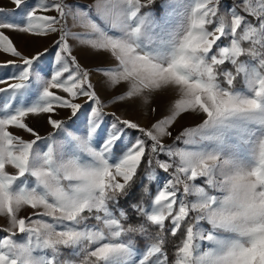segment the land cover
<instances>
[{
  "label": "rangeland",
  "instance_id": "1",
  "mask_svg": "<svg viewBox=\"0 0 264 264\" xmlns=\"http://www.w3.org/2000/svg\"><path fill=\"white\" fill-rule=\"evenodd\" d=\"M145 154L177 264H264V0H0V264H167L109 209Z\"/></svg>",
  "mask_w": 264,
  "mask_h": 264
},
{
  "label": "trees",
  "instance_id": "2",
  "mask_svg": "<svg viewBox=\"0 0 264 264\" xmlns=\"http://www.w3.org/2000/svg\"><path fill=\"white\" fill-rule=\"evenodd\" d=\"M227 66L228 63L224 64V67ZM217 81H220V84L227 89H232L234 86L235 89L242 90L244 87L241 75L234 76L231 85L221 76L217 78ZM122 125L132 134L142 133L140 130L126 125V123H122ZM142 137L145 142L150 143L151 140L147 135L142 133ZM152 145L155 146L156 144L153 142ZM161 156H158L159 159L165 158L163 155ZM156 161L155 158L150 159L148 154L144 155L132 179L123 186V190L115 194L113 201L109 202V209L119 219V240L131 250L134 256L142 259L145 254H149L146 249L150 244H158L166 254L167 264H177V254L185 239L187 225L191 224L196 214H192V218L184 219L174 233L171 232V226L170 228L168 226L163 228L162 225L151 222L147 216V211L153 202L156 185L154 181L143 179V177L150 174L151 169L162 172L159 163ZM86 212L83 215L94 214L96 210ZM67 256L69 260L77 261L74 254ZM87 257L84 260L87 262L85 264H101L95 257L91 256L88 259ZM57 259L61 260L58 255Z\"/></svg>",
  "mask_w": 264,
  "mask_h": 264
},
{
  "label": "crops",
  "instance_id": "3",
  "mask_svg": "<svg viewBox=\"0 0 264 264\" xmlns=\"http://www.w3.org/2000/svg\"><path fill=\"white\" fill-rule=\"evenodd\" d=\"M102 185V184H101ZM158 201H159V199H156L155 200V203H154V205L151 207V209L149 210V216H152V213H154V211H156V207H157V203H158ZM100 202V205H99V207H101V208H103V203L101 202V201H99ZM91 234H90V238H92L93 240H95V242L96 241H99V238L101 237V235H100V231L99 230H96V231H94L93 233H92V227H90L89 229H87ZM115 233H117V231L116 230H113V231H111V235L112 236H115L116 234ZM93 236H94V238H93ZM117 236V235H116ZM119 243V242H118ZM119 244H121V243H119ZM118 244V245H119ZM123 245V244H122ZM131 252V251H130ZM131 254H132V252H131Z\"/></svg>",
  "mask_w": 264,
  "mask_h": 264
}]
</instances>
